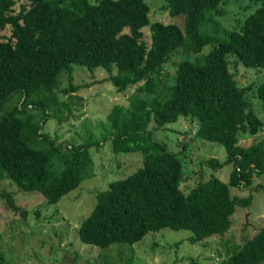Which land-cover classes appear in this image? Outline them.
I'll list each match as a JSON object with an SVG mask.
<instances>
[{
	"label": "trees",
	"instance_id": "trees-1",
	"mask_svg": "<svg viewBox=\"0 0 264 264\" xmlns=\"http://www.w3.org/2000/svg\"><path fill=\"white\" fill-rule=\"evenodd\" d=\"M228 1L164 0L172 19L184 16L181 27L152 22L146 0H0V182L56 205L88 178L92 151L110 143L114 154H140L143 165L97 193L78 230L83 244L133 246L165 228L191 231V244L225 236L237 208H249L254 199L252 193L233 196L231 189L264 190V182L253 187L264 178V119L253 102L261 101L264 113V0L232 30L219 20ZM179 50L169 83L166 65ZM75 66L105 69L119 93L138 87L128 106L110 111L102 141L90 134L81 145L59 143L43 131L51 119L72 115L73 93L80 90ZM239 67L259 75L255 87L239 85ZM180 117L198 124V139L225 148V160L211 157L200 165L201 171L232 165L227 183L213 175L182 190L190 178L179 154L155 139ZM258 135L263 138L240 144ZM0 199L20 210L6 189L0 188ZM21 214L26 219L29 212ZM227 255L223 264H264V228ZM0 264H11L1 247Z\"/></svg>",
	"mask_w": 264,
	"mask_h": 264
},
{
	"label": "rangeland",
	"instance_id": "rangeland-1",
	"mask_svg": "<svg viewBox=\"0 0 264 264\" xmlns=\"http://www.w3.org/2000/svg\"><path fill=\"white\" fill-rule=\"evenodd\" d=\"M151 8L152 22L163 21L183 27L184 16L174 19L163 8L164 0H146ZM261 0H231L222 5L226 11L219 18L230 30L237 27L238 20H243L260 7ZM126 33L129 32L127 29ZM10 35V31L5 32ZM145 40L151 44L149 30H145ZM182 58L179 50L173 60L166 65L169 83H173L176 66ZM177 62V63H174ZM237 82L242 86H251L259 82V75L252 70L239 67L235 70ZM74 84L80 86L73 93L76 105L72 106V115L59 122L51 119L44 132L57 138L59 143H85L90 134L95 140L102 141L109 129L108 115L116 105H129V97L137 91V86L119 93L109 81V74L103 68L90 72L81 66H75ZM68 86L67 77L63 79ZM258 115L264 119L261 101L253 99ZM260 102V104H259ZM67 115V114H66ZM153 127V125L151 126ZM198 124L191 119L180 117L177 123L168 125V129L159 130L155 139L167 145V149L179 154L184 172L190 179L182 185L184 192H189L203 179L213 175L224 182L229 181L232 165L216 171L205 168L201 171L200 163L211 157L220 161L226 159L225 148L217 143L198 139L195 135ZM263 138L250 139L244 136L240 144H250ZM92 165L88 178L81 186L62 198L56 205H50L45 197L38 193L21 191L8 180L0 182V188L14 194V200L20 210H12L4 199H0V247L5 258L11 264H223L229 249L240 246L245 239H251L264 228V190L252 191L250 188H232L233 196L246 198L253 194L249 208H237L232 218V227L225 236H215L201 243L191 244V231H174L169 228L149 233L141 242L130 246L115 244L108 249H101L83 244L78 230L82 222L91 214L97 203V193L105 191L113 181L125 179L143 165L142 156L114 154L107 143L100 151H92ZM264 182V178L254 180L253 187ZM22 210H28L25 219Z\"/></svg>",
	"mask_w": 264,
	"mask_h": 264
}]
</instances>
